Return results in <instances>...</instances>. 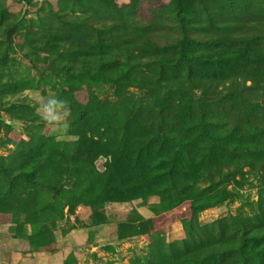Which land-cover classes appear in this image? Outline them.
<instances>
[{
	"label": "rangeland",
	"instance_id": "1",
	"mask_svg": "<svg viewBox=\"0 0 264 264\" xmlns=\"http://www.w3.org/2000/svg\"><path fill=\"white\" fill-rule=\"evenodd\" d=\"M0 264H264V0H0Z\"/></svg>",
	"mask_w": 264,
	"mask_h": 264
},
{
	"label": "clouds",
	"instance_id": "2",
	"mask_svg": "<svg viewBox=\"0 0 264 264\" xmlns=\"http://www.w3.org/2000/svg\"><path fill=\"white\" fill-rule=\"evenodd\" d=\"M36 113L50 130L63 131L70 127L71 105L66 99L49 95L38 104Z\"/></svg>",
	"mask_w": 264,
	"mask_h": 264
}]
</instances>
